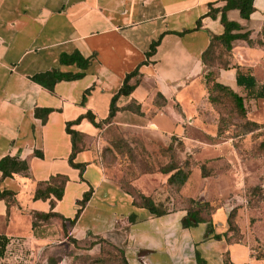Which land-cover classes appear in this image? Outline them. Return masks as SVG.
<instances>
[{"label": "crops", "instance_id": "obj_1", "mask_svg": "<svg viewBox=\"0 0 264 264\" xmlns=\"http://www.w3.org/2000/svg\"><path fill=\"white\" fill-rule=\"evenodd\" d=\"M223 5L224 0H0V160L8 157L28 165L27 176L2 178L0 172V192L13 196L9 203L0 200V242L6 241L0 264H30L53 234L64 236L61 218L72 220L87 192L90 198L75 224L65 223L67 237L79 241L88 233L99 236L123 250L128 264H223L225 255L231 264H259L264 259L254 257L251 244L228 241L226 218L232 203L222 193L208 197L204 185L198 195L185 194L188 178L180 194L206 201L215 211L209 228L199 224L185 229L181 225L185 211L172 209L165 196L144 187L155 174L164 182L166 175L146 174L132 183L167 211L155 216L133 204L101 157L110 100L135 70L128 81L132 93L118 100L122 109L112 125L151 158H159L161 165L167 162L163 150L172 137L184 145L181 158L221 155L230 139L216 137L217 114L207 101L202 54L211 38L224 31L219 14L216 19L206 16L209 6ZM226 19L240 27L232 34L247 39L232 41L231 63L218 70L216 82L245 98L232 66L250 74L257 87H264V0L253 1L247 20L237 10L226 12ZM158 40L154 54L146 57ZM74 52L88 59L85 70L60 63L61 56ZM48 71L84 75L58 82L49 92L30 80ZM157 95L162 99L157 97L156 105ZM244 106L247 119L257 123L249 117L264 109V93L260 99H245ZM36 109L50 110L45 121L35 116ZM78 119L71 130L82 134L84 147L73 159L74 164L84 165L81 175L69 164L71 143L65 132L66 124ZM56 176L66 183L53 208L52 196L33 200L37 185ZM50 211L56 217L34 233L32 214ZM11 239L28 244L26 249L17 246L23 252L19 259L12 257L16 244Z\"/></svg>", "mask_w": 264, "mask_h": 264}, {"label": "trees", "instance_id": "obj_2", "mask_svg": "<svg viewBox=\"0 0 264 264\" xmlns=\"http://www.w3.org/2000/svg\"><path fill=\"white\" fill-rule=\"evenodd\" d=\"M253 1L254 0H224L223 7L219 9H213L211 6H209V10L206 14V16L212 19H216L217 15L219 14V22L222 25L224 31L222 35L211 38L207 49L202 54V63L205 66L203 81L207 92V101L217 114L216 137L219 139L223 138L225 135H228L231 143L246 136L257 138L264 135V125L248 120L244 106L245 99L262 98L264 87H257L254 78L247 72H243L238 66H232V68H234L236 72V85L244 89L245 98L237 95L230 88L216 82L218 70L227 69L231 63L230 51L232 41L236 39H247L246 35L241 36L232 34L233 31L239 30L240 27L236 23L227 21L226 12L230 10H237L240 18L247 20L253 12ZM198 26L199 22L197 24V27ZM158 44L159 40L153 42L150 45L149 51L146 53V57H150L154 54ZM60 63L76 65V67L83 71L88 66V59H84L78 52H74L71 55L61 56ZM136 73L137 70L126 76L122 86L110 100L108 116L103 122L105 126H108L107 129L103 131V136L105 139V145L103 146V150L101 152L103 163L107 167L105 162V155L107 153H113L118 156L121 164L127 168V172L134 174L127 185L129 188L135 191V194H132L131 191L124 189L126 183H121L120 181L119 184L121 189L133 198V204L135 206L146 209L150 214L155 216H163L167 213V211L165 209L162 210L160 208L161 205L156 204L151 196L144 195L136 190L132 186V183L142 174L160 173L162 175H166L167 178L164 182L165 202L167 201L169 204H171L172 209L180 208L185 211V216L181 220L182 227L187 229L195 227L199 224H208L209 228L215 207L206 201L197 199L193 200L183 197L180 194L182 187L187 182L189 175L194 168H199L200 176L202 178L207 177L204 165H198L191 155H186L184 158H181L180 153L184 151V145L180 140L172 137L168 147L163 150V154L167 158L166 164H160V166H156L154 159L151 158L147 152L142 150L137 145H134V143H131L124 135L119 134L117 127L111 124L113 117L122 109L118 108L117 106L118 100L121 97H127L132 93L133 86H129L128 81L130 77L136 75ZM83 75V72L76 74H61L56 71H48L35 74L30 77V80L49 92H52L55 84L58 82L78 80L81 79ZM87 93L88 91H86V94ZM157 97L159 98L160 96L157 95L154 99V104L156 105ZM84 100L85 96L83 97V101ZM162 105H165L164 100L162 101ZM49 113L50 110L48 109L35 110V116L41 117L42 121H45L46 116ZM135 113L139 114L138 109L135 110ZM78 121L79 119L76 120V122L67 123L65 132L69 136L71 143L69 164L73 168L79 170L81 175L84 171V165L74 164L73 159L75 155L82 150V147H84V145L82 146V134L71 130V126L75 125ZM91 122L95 127H101L100 124H95L93 119H91ZM258 149L264 152V142L259 145ZM0 172L2 178L12 177L13 175L27 176L28 165L25 161L4 157L0 160ZM65 183L66 179L64 177L56 176L50 179L48 182L38 184L33 194V200H46L52 196L53 199L50 200V207L53 208L55 201L60 200L63 195ZM90 195L91 192H87L83 195L82 199L78 201V210L72 220L67 221L61 218L62 232L64 233V237L73 240V243H77L78 240H75L70 236L67 237L65 223L68 224V227H72L75 224L80 212L88 202ZM12 198L13 196L10 192H0V200H5L9 203L12 202ZM170 198L173 199L172 202ZM236 216V208H232L228 212L226 218V234L228 235L229 242L240 243V241L230 240V233L234 232L235 229L237 230ZM51 217H56V214L52 213L51 211L48 213H33L31 228L34 233H36L37 229H39L41 225L47 222ZM209 232L210 230L206 231L205 238H207ZM91 238L98 241H101L102 239L99 236H93L92 234L88 233L84 240ZM214 238H219V236L214 235ZM0 241H2L1 238ZM102 243L108 245L106 242ZM5 245L6 241L3 240V242H0L1 251H3ZM111 247L118 254L120 264H128L123 250L116 246ZM253 251L254 257H256V259L263 258L260 257L254 249ZM48 262L49 264H52L53 259L51 257L48 258ZM223 264H231L226 255L223 257Z\"/></svg>", "mask_w": 264, "mask_h": 264}, {"label": "rangeland", "instance_id": "obj_3", "mask_svg": "<svg viewBox=\"0 0 264 264\" xmlns=\"http://www.w3.org/2000/svg\"><path fill=\"white\" fill-rule=\"evenodd\" d=\"M249 118L264 125V109ZM117 131L125 135L119 129ZM224 139H228V135H225ZM262 142L264 135L257 138L246 136L232 143L229 140V144L225 145L220 156L194 159L198 165H204L208 179L200 177L198 168H195L190 173L184 192L195 194L206 185L208 197L212 198L222 193V198L232 203L231 209L236 208L237 212V230L230 233V240L251 244V248L264 258V152L258 149ZM154 161L156 166H160L159 158H154ZM105 162L110 176L117 182L126 183L124 189L135 194V191L127 185L134 174L127 172V168L121 164L118 156L107 153ZM143 175L146 174H142L139 178ZM144 187L146 190L153 187L152 194L165 195L164 181L157 174L151 181H145ZM136 190L140 192L139 189ZM102 240L91 238L73 243V240L58 232L34 253L30 264H49L50 257L53 259L52 264H120L118 254L111 247L114 245ZM11 243L16 244V246L12 245L14 250L16 249L12 257L19 259L23 256V252L17 246L22 244L26 249L28 244L23 239H11ZM259 264H264V259Z\"/></svg>", "mask_w": 264, "mask_h": 264}]
</instances>
